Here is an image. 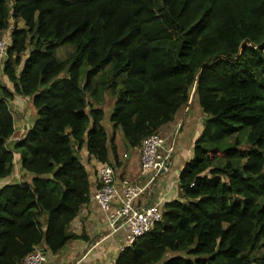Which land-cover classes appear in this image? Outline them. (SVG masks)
I'll list each match as a JSON object with an SVG mask.
<instances>
[{
    "label": "trees",
    "instance_id": "obj_1",
    "mask_svg": "<svg viewBox=\"0 0 264 264\" xmlns=\"http://www.w3.org/2000/svg\"><path fill=\"white\" fill-rule=\"evenodd\" d=\"M1 40L0 181L17 161L33 178L0 188V264L85 239L68 231L86 162L121 167L117 130L134 150L191 101L205 119L180 197L115 264H264V0H0ZM18 98L35 115L9 146Z\"/></svg>",
    "mask_w": 264,
    "mask_h": 264
},
{
    "label": "crops",
    "instance_id": "obj_2",
    "mask_svg": "<svg viewBox=\"0 0 264 264\" xmlns=\"http://www.w3.org/2000/svg\"><path fill=\"white\" fill-rule=\"evenodd\" d=\"M20 102L23 103L19 105L18 103ZM10 106L15 114L16 130L14 140L16 141L25 137L29 127L32 125L35 109L29 100L24 98L12 101ZM189 107L192 109L189 114L190 116L187 117L179 136H172L178 116L173 123L165 125L160 130L161 134L166 136L168 141L176 146L177 151L170 173L158 179L157 188L151 198L148 195L142 197L138 203L141 206L160 203L164 207L166 203L177 200L180 197L179 174L183 167L192 160L194 142L203 126V122L199 124V121L195 118L193 107L191 105ZM108 131L112 134L113 129ZM116 143L118 145L119 156L122 159L121 167L115 168L118 182L128 180L131 183H142L143 180H140L141 147L130 150L120 130L116 131ZM126 150H130L129 153ZM86 156L87 152L84 151L83 158L85 160ZM16 159L19 160L18 154H16ZM86 166L90 173L91 194H93L99 184L98 170L100 163L95 160L87 161ZM14 172L16 173L11 177L0 181V188L6 184L31 183L33 177L20 170V162L18 161L16 162ZM118 205L115 202L113 208H117ZM68 232L77 236H83L85 239L69 243L58 254L46 252L47 264H115L122 248L126 245L129 234L126 228L112 233L108 227L106 213L92 199L88 204L80 208L79 214L70 224Z\"/></svg>",
    "mask_w": 264,
    "mask_h": 264
},
{
    "label": "built area",
    "instance_id": "obj_3",
    "mask_svg": "<svg viewBox=\"0 0 264 264\" xmlns=\"http://www.w3.org/2000/svg\"><path fill=\"white\" fill-rule=\"evenodd\" d=\"M9 42L0 41V61H4L7 55ZM183 124L182 119L176 122L172 136L180 135ZM176 151V146L161 132L146 137L141 145L142 183H131L128 180L118 182L115 167L108 163L100 164L99 184L91 194V199L106 213L108 227L112 233L128 229L126 245L121 252L149 234L155 225L162 221L164 213L162 204L141 206L138 203L145 195L151 198L157 188L158 179L170 173ZM115 202L119 204L117 208H113ZM21 264H47L45 248L35 247L23 258Z\"/></svg>",
    "mask_w": 264,
    "mask_h": 264
},
{
    "label": "rangeland",
    "instance_id": "obj_4",
    "mask_svg": "<svg viewBox=\"0 0 264 264\" xmlns=\"http://www.w3.org/2000/svg\"><path fill=\"white\" fill-rule=\"evenodd\" d=\"M73 49L71 46L67 45V46H64V47H61L60 49H58L56 55L58 57L59 60H64L66 59L67 57V54L69 52H71ZM3 63V61H0V64ZM88 66L85 64L83 66V73L85 74L87 71H88ZM67 76V72H65L62 77H66ZM113 102L114 100L112 98H108L107 100V103H106V106H104V111H105V114H106V117H105V120H104V123H103V126L106 128V130H110L112 129V123L110 122V118H111V115L113 113ZM23 103V102H22ZM21 102L18 103L19 105L22 104ZM190 106V105H189ZM186 107L185 109H183V111H181L178 115V119H177V122L179 120H183L184 123L187 119L188 116H190V111L192 109H190V107ZM191 106L193 107V110L195 112V118L199 121L198 123L199 124H202L203 120L205 119V115L203 114L201 108L195 103V101L192 103L191 101ZM189 109V110H188ZM188 111V112H187ZM184 126V124H183ZM248 131V130H247ZM247 131H244L247 133ZM240 133L237 134V136L239 135ZM245 134V133H244ZM15 143V140L13 138V140H10L9 141V146H12L13 144ZM228 146V145H227ZM241 148L242 149H248L249 147L247 146V142L245 140L242 139V145H241ZM16 172H14L13 174H15Z\"/></svg>",
    "mask_w": 264,
    "mask_h": 264
},
{
    "label": "water",
    "instance_id": "obj_5",
    "mask_svg": "<svg viewBox=\"0 0 264 264\" xmlns=\"http://www.w3.org/2000/svg\"><path fill=\"white\" fill-rule=\"evenodd\" d=\"M124 141H125V143H126V144L128 143V141H127L126 137H124ZM127 145H128V144H127ZM127 147L130 149V146H129V145H128ZM78 159H79V160H82V158H81V157H78Z\"/></svg>",
    "mask_w": 264,
    "mask_h": 264
}]
</instances>
